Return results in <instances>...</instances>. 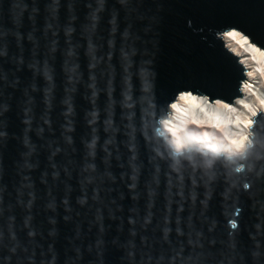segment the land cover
Wrapping results in <instances>:
<instances>
[{
    "label": "water",
    "instance_id": "water-1",
    "mask_svg": "<svg viewBox=\"0 0 264 264\" xmlns=\"http://www.w3.org/2000/svg\"><path fill=\"white\" fill-rule=\"evenodd\" d=\"M231 30L264 0H0V264H264V110L237 154L161 125L243 95Z\"/></svg>",
    "mask_w": 264,
    "mask_h": 264
},
{
    "label": "bare ground",
    "instance_id": "bare-ground-1",
    "mask_svg": "<svg viewBox=\"0 0 264 264\" xmlns=\"http://www.w3.org/2000/svg\"><path fill=\"white\" fill-rule=\"evenodd\" d=\"M224 39L248 67L243 95L232 105L220 100L210 103L203 95L181 92L171 105L169 118L161 121L162 127L172 134L169 140L177 149L197 144L228 155L237 154L249 140L253 114L258 109L264 110V51L237 30L225 34ZM191 126L206 131L201 134L191 130Z\"/></svg>",
    "mask_w": 264,
    "mask_h": 264
},
{
    "label": "rangeland",
    "instance_id": "rangeland-1",
    "mask_svg": "<svg viewBox=\"0 0 264 264\" xmlns=\"http://www.w3.org/2000/svg\"><path fill=\"white\" fill-rule=\"evenodd\" d=\"M192 128H191V130H196V131H198V132H200L201 134H203L205 131H206V128H198V129H196L197 127H194V126H191Z\"/></svg>",
    "mask_w": 264,
    "mask_h": 264
}]
</instances>
